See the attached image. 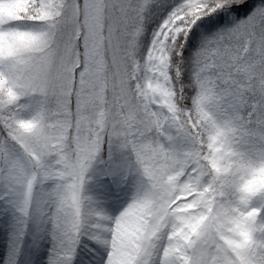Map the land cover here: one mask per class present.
Returning <instances> with one entry per match:
<instances>
[{
	"label": "clouds",
	"instance_id": "1",
	"mask_svg": "<svg viewBox=\"0 0 264 264\" xmlns=\"http://www.w3.org/2000/svg\"><path fill=\"white\" fill-rule=\"evenodd\" d=\"M22 0L0 22V201L47 264H264V3ZM220 17L231 26L194 30ZM107 178L116 214L89 185Z\"/></svg>",
	"mask_w": 264,
	"mask_h": 264
},
{
	"label": "rangeland",
	"instance_id": "2",
	"mask_svg": "<svg viewBox=\"0 0 264 264\" xmlns=\"http://www.w3.org/2000/svg\"><path fill=\"white\" fill-rule=\"evenodd\" d=\"M21 3L22 0H0V22H3L5 20H13L17 17L18 13L21 10ZM251 11V10H250ZM249 11V12H250ZM248 12V13H249ZM248 13L244 14L243 17L239 18L243 19L247 17ZM212 23V25H210ZM208 24L202 25L200 30H194L193 33L190 36L188 45H187V51L186 52H192L196 49V47L199 44V40L201 39V32L203 33H211L218 28L226 27V26H218L217 20L211 21ZM231 24L233 22H230ZM231 24L227 26H231ZM214 26V27H213ZM213 27V28H211ZM211 28V29H210ZM198 42V43H197ZM185 52V53H186ZM190 55L187 53V56ZM90 190L93 194L97 196H102L106 201L105 207L108 211H110L112 214H116L122 204L126 201V191L121 189L117 190L116 187L112 182H110L107 178L105 179H98L96 183L89 185ZM0 212L5 216V219L8 222L15 223L13 211L11 208L6 205L3 201H0ZM22 243H26L28 246H30L32 243H47L51 244L50 238L48 236V229L43 223H40V220L37 219L36 223L33 224L30 228L26 227L24 230V234L21 238ZM86 241V240H85ZM84 243V241H83ZM93 243L90 241V244H87V248L89 250H85V252H89L90 254L93 253L94 247L92 245ZM79 250L82 249L81 245L78 247ZM77 248V249H78ZM19 250V254H20ZM78 253V252H77ZM29 256V255H27ZM79 257V258H77ZM75 260L77 264H86V256H84L82 253L79 252V256L75 257Z\"/></svg>",
	"mask_w": 264,
	"mask_h": 264
},
{
	"label": "bare ground",
	"instance_id": "3",
	"mask_svg": "<svg viewBox=\"0 0 264 264\" xmlns=\"http://www.w3.org/2000/svg\"><path fill=\"white\" fill-rule=\"evenodd\" d=\"M37 219L38 218L36 217L30 219L26 227L30 228L33 224L36 223ZM40 223L42 222L40 221ZM13 227H14V223L8 222L5 219V216L0 212V264H5L6 258L10 257V245H11ZM87 244L89 245L90 241L87 240L86 237L82 238L79 244V246L81 245L82 249L81 250H79V248L77 249L78 253L76 254V256H79V252H80L84 256H86V261H85L86 264H102L104 254L101 251L97 250L94 244H92L94 247V251L92 254H90L89 252H85V250L86 251L89 250L87 248ZM19 250H21L19 254L20 264H47L51 250V244L40 242V243H32L30 246H28L26 243H22V241H20ZM75 264H77L76 260H75Z\"/></svg>",
	"mask_w": 264,
	"mask_h": 264
},
{
	"label": "trees",
	"instance_id": "4",
	"mask_svg": "<svg viewBox=\"0 0 264 264\" xmlns=\"http://www.w3.org/2000/svg\"><path fill=\"white\" fill-rule=\"evenodd\" d=\"M261 3H264V0H247V3L245 4V6L240 7V8H238L235 11V13H236V19L238 20L239 18L243 17L244 14L248 13L250 10H252L253 7H255V6H257L258 4H261ZM216 20H217L218 23H220V24H218L217 27H219V26H221V27L222 26H227V25L231 24L230 22H233L231 20H228L225 17H220V18H218ZM212 24H214V23L211 22L210 25H212ZM213 27H211V28H213ZM199 42H200V40H199ZM187 53L188 54H191L190 52H186L185 53L186 56H187Z\"/></svg>",
	"mask_w": 264,
	"mask_h": 264
},
{
	"label": "snow or ice",
	"instance_id": "5",
	"mask_svg": "<svg viewBox=\"0 0 264 264\" xmlns=\"http://www.w3.org/2000/svg\"><path fill=\"white\" fill-rule=\"evenodd\" d=\"M243 6H245V5H243ZM242 6V7H243ZM238 8H236V7H233V11H236ZM258 13H261V14H264V10H258Z\"/></svg>",
	"mask_w": 264,
	"mask_h": 264
}]
</instances>
